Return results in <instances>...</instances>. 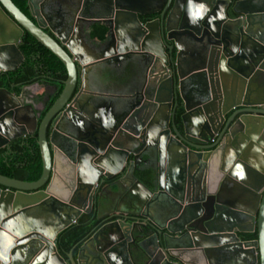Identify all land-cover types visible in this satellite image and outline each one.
Segmentation results:
<instances>
[{
    "label": "water",
    "instance_id": "95a60500",
    "mask_svg": "<svg viewBox=\"0 0 264 264\" xmlns=\"http://www.w3.org/2000/svg\"><path fill=\"white\" fill-rule=\"evenodd\" d=\"M52 1L27 0L28 17L0 0V76L24 33L67 73L42 117L24 87L0 88V149L36 132L42 163L33 182L0 175V264H264V0H103L80 19L91 0ZM78 20L107 39L93 48ZM121 62L132 89L89 112L91 68ZM93 204L110 220L63 258L58 235Z\"/></svg>",
    "mask_w": 264,
    "mask_h": 264
},
{
    "label": "trees",
    "instance_id": "16d2710c",
    "mask_svg": "<svg viewBox=\"0 0 264 264\" xmlns=\"http://www.w3.org/2000/svg\"><path fill=\"white\" fill-rule=\"evenodd\" d=\"M14 5L26 16H29L27 0H11ZM85 36L94 47L101 45L106 39L108 28L103 22L90 24L84 29ZM23 55V61L19 67L0 76V88H5L15 95H18L21 86H29L44 79L56 88L54 96L51 97L47 107L42 111L41 117L51 106L63 88V82L67 78V73L62 63L52 55L47 49L39 44L28 33H24L22 41L18 46ZM182 110H178V117ZM36 133L27 139H17L12 141L7 148L0 149V175L20 180L33 182L39 179L42 172V163L39 149L36 143ZM151 171H145L137 175L148 181ZM98 212L93 210L88 214H82L76 224L69 226L57 237L56 248L58 253L66 259L67 253L73 250L75 255L81 243L90 236L95 228L110 219L97 220ZM115 219V218H113ZM243 240H255L256 231L241 234Z\"/></svg>",
    "mask_w": 264,
    "mask_h": 264
},
{
    "label": "flooded vegetation",
    "instance_id": "af4514ba",
    "mask_svg": "<svg viewBox=\"0 0 264 264\" xmlns=\"http://www.w3.org/2000/svg\"><path fill=\"white\" fill-rule=\"evenodd\" d=\"M232 1L234 2L236 0H232ZM52 2L53 3L58 2L59 5L64 6V7H66L68 5L75 6L74 0H53ZM106 8H107V6L105 5L103 0H91L88 3L86 8H82L80 6L78 8L79 10H76L75 17H79V19L81 17L82 18L83 17H85V18L100 17V16H103L105 14V12L107 11ZM156 17H157V14H155V15L149 17V18L150 19H154ZM76 24H77V26L79 28V32H78V36L77 37L80 38L81 40H84L86 43H90L88 38L85 36V33H84V29L87 26H89L90 24L87 23L86 21H81V20H78L76 22ZM92 47L93 48H97L98 46L97 47L92 46ZM120 65L118 67L115 64H114V66L113 65L112 66H106V65H103V64H99V65H95L94 67H92L90 72H89V76H88L89 77V87L93 88L94 89L93 91L97 90L99 92V93L98 92L97 93L100 94V93H102V91L98 90V88H100L99 87L100 84L103 83L104 81H106V83L107 82L110 83V81H111L112 84H113V87L114 86L118 87L119 84L121 85V81L120 80H122L125 77V70L123 68H121ZM33 85H36V88H37L36 90L37 91H35V90L32 91L31 87ZM22 87L25 88V91H24L25 97L28 100L33 101L32 103L36 106L38 111H40L43 108L47 107V104L50 102L51 97L54 96V94L56 92L55 86L50 84V82L45 81L44 79H40L38 82H36L34 84H31L29 86H21V88ZM117 94H119V93H117ZM118 97H119V95L115 96V100L113 98H112V100L117 101ZM29 137H31V136H27L26 138H23V139H27ZM36 137H37V135H36ZM107 192H108L107 190H105L103 192V194H102L103 197L104 196L105 197H109V194H108L109 192L108 193ZM98 193L99 192H97V191L95 192V194L93 196V200L96 198V195ZM93 208H94V204H93ZM105 219H107V218H105ZM105 219H102V220H105ZM152 241L153 240H147L145 242V245L148 247V249L151 248V246L153 244Z\"/></svg>",
    "mask_w": 264,
    "mask_h": 264
},
{
    "label": "crops",
    "instance_id": "0c3cea01",
    "mask_svg": "<svg viewBox=\"0 0 264 264\" xmlns=\"http://www.w3.org/2000/svg\"><path fill=\"white\" fill-rule=\"evenodd\" d=\"M89 45H90V43H89ZM85 51L86 52L89 51L88 47L85 49ZM120 67L125 70V77L122 80H120L121 85L119 84L118 87H115V86L113 87V84L111 81H110V83L109 82L106 83V81H104V82L102 81L103 83H101L99 86L100 88H98V90H101L102 93L97 94V95H91L87 92V93L83 94L82 103H83L84 107L89 112H90V110L91 111L94 110L96 113L95 107H97V105H99L101 103V100H105V99L106 100H112V98L115 99V96H117V95H119L118 99H120L121 97L126 95L125 93H127V91L132 89L134 80L137 76V73H136L137 70H135L136 67L132 66L131 63H128V62H121ZM31 89H32V91L33 90L37 91L36 85H33L31 87ZM91 89H93V88H91ZM95 91H96L95 93L98 92L97 90H95ZM117 93H119V94H117ZM227 189L229 190V187H227ZM107 191L109 192V189H107ZM119 202H120V206H119L120 209H123L125 211H133L135 209L134 205H133L134 204L133 201H129L128 198H127V200L126 199L124 200V198L119 197ZM244 260L245 261L250 260V258L247 257Z\"/></svg>",
    "mask_w": 264,
    "mask_h": 264
}]
</instances>
